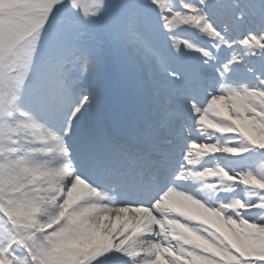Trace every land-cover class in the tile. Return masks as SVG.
<instances>
[{
    "label": "snow or ice",
    "instance_id": "1",
    "mask_svg": "<svg viewBox=\"0 0 264 264\" xmlns=\"http://www.w3.org/2000/svg\"><path fill=\"white\" fill-rule=\"evenodd\" d=\"M0 264H264V0H0Z\"/></svg>",
    "mask_w": 264,
    "mask_h": 264
}]
</instances>
